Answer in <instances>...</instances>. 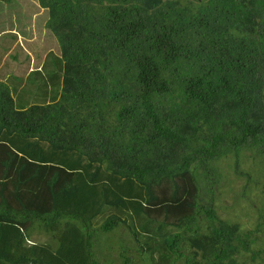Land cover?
Wrapping results in <instances>:
<instances>
[{"label":"trees","instance_id":"obj_1","mask_svg":"<svg viewBox=\"0 0 264 264\" xmlns=\"http://www.w3.org/2000/svg\"><path fill=\"white\" fill-rule=\"evenodd\" d=\"M38 2L59 54L29 79L60 93L0 82V264H138L140 232L182 264H264V0ZM222 160L260 187L251 229L217 212Z\"/></svg>","mask_w":264,"mask_h":264},{"label":"rangeland","instance_id":"obj_2","mask_svg":"<svg viewBox=\"0 0 264 264\" xmlns=\"http://www.w3.org/2000/svg\"><path fill=\"white\" fill-rule=\"evenodd\" d=\"M47 17V10L39 6L38 0H12L8 4L0 2V82L11 85L14 98L21 95L22 104H24L21 106L24 107L28 105V102L51 101L54 94H56V98L59 97L60 84L53 85L52 89L45 94L42 88L39 91L34 90L32 86L34 84H31L29 79L31 76L34 77L40 67L41 72L44 71L42 64L50 50L59 54V45L56 38L45 27ZM11 33L16 38L5 51V46L11 41L9 36ZM13 54L17 55V59L12 58ZM44 73L46 74L45 71ZM48 83L51 84V82ZM49 86L47 89H49ZM23 95L25 96L24 99L22 98ZM244 155L243 158L245 159L252 154L246 152ZM258 162L260 163V158ZM241 167H248V163L243 162ZM219 170L224 171L227 175V178L223 179L225 184L221 183L223 195L218 202L217 212L219 216L239 222L242 229H251L257 217L256 207L252 201L260 200V187H256L252 183L253 190L244 193V187L250 186L245 176L237 175L234 168L227 165L225 160L220 162ZM110 212V208H105L104 214L94 219L95 223L100 224ZM125 220L129 223L130 219L125 217ZM132 221L131 219V225ZM136 223L139 225L137 220ZM151 226L154 228L156 224ZM170 230H174V228L167 226L164 232ZM142 233H139V239L144 244V251L140 257L136 256L138 264H182L177 260L174 253L167 250L163 238H152L153 240H150L146 234L142 235ZM124 237L131 240L128 245L134 246L137 236L132 237L129 234H124ZM35 238L39 241H45L42 235ZM149 245L151 248H149ZM185 251L187 250L185 249ZM108 255L113 258L118 256L115 250L102 252V258Z\"/></svg>","mask_w":264,"mask_h":264},{"label":"clouds","instance_id":"obj_3","mask_svg":"<svg viewBox=\"0 0 264 264\" xmlns=\"http://www.w3.org/2000/svg\"><path fill=\"white\" fill-rule=\"evenodd\" d=\"M109 46H115V44H113V43H107ZM115 47H117V46H115Z\"/></svg>","mask_w":264,"mask_h":264}]
</instances>
